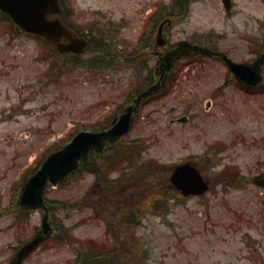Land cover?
<instances>
[{"label": "rangeland", "instance_id": "1", "mask_svg": "<svg viewBox=\"0 0 264 264\" xmlns=\"http://www.w3.org/2000/svg\"><path fill=\"white\" fill-rule=\"evenodd\" d=\"M67 1L75 30L103 18L123 19L118 42L129 49L138 43L153 6L161 3L166 11L171 4ZM232 1L226 12L220 0H191L184 15L166 27V39L198 41L208 34L233 61L252 60L253 50L264 47V0ZM149 65L155 66L153 60ZM137 67L134 58L118 71L79 68L51 43L23 34L0 16V264L40 228V210L10 213L26 171L74 130H88L123 108L125 97L140 85ZM172 75L165 90L139 107L123 138L141 144L137 162L126 164L123 173L107 174L124 177V183L96 184L97 175L82 171L49 187V201L87 197L94 206L53 212L52 237L24 264H69L90 241L112 246L107 223L115 227L118 248L121 242L130 251L129 264H264V83L245 90L234 84L223 63L206 57L179 60ZM183 117L186 122L175 121ZM187 161L210 181L206 194L182 197L169 186L173 167ZM234 173L248 182L232 181ZM156 194L163 197L161 213L151 206ZM126 211L131 218L126 215L118 226ZM59 224L69 229V244L54 238Z\"/></svg>", "mask_w": 264, "mask_h": 264}, {"label": "water", "instance_id": "2", "mask_svg": "<svg viewBox=\"0 0 264 264\" xmlns=\"http://www.w3.org/2000/svg\"><path fill=\"white\" fill-rule=\"evenodd\" d=\"M221 1L226 10L231 8V0ZM0 11L8 15L23 32L54 42L59 52L80 54L86 47V41L72 37L57 18H48L49 15L60 13L58 0H0ZM163 24L164 22L161 23L156 36V48L160 49L156 53L159 58V64L155 69L159 77L158 81L140 92L133 99V103L125 107L123 113L112 122L108 129L98 132L79 131L74 134L62 148L48 154L38 169L20 187L16 201L21 209H42L43 214L38 232L18 249L9 264H22L23 259L51 235L48 208L43 197L46 187L63 183L68 175L79 168L80 162L87 159L91 151L100 153L106 144H113L127 134L133 124L134 113L139 102L160 90L164 85L167 72L177 59L190 55H215L225 63L239 83L255 86L261 82L264 53L252 62L237 63L221 52H214L184 40L168 45L162 38ZM62 38H66L68 43L62 44L60 42ZM177 121L185 122V119ZM169 182L184 196H200L209 189L208 182L190 162L176 165L169 176Z\"/></svg>", "mask_w": 264, "mask_h": 264}, {"label": "trees", "instance_id": "3", "mask_svg": "<svg viewBox=\"0 0 264 264\" xmlns=\"http://www.w3.org/2000/svg\"><path fill=\"white\" fill-rule=\"evenodd\" d=\"M187 5L188 0H171L170 7H166V11L162 10L161 5H157L156 10L149 16V19L146 23L147 26L152 27L155 24H157L159 21L163 20L165 17L170 16L172 18L182 17L184 13L187 11ZM168 8V9H167ZM165 12H169L168 15H164ZM0 16H4L0 13ZM120 27V26H118ZM115 27V28H118ZM121 28V27H120ZM116 34L115 31L113 33V36H111V39H109V36L104 32L102 35H100V38L92 36L90 34V41L88 44V48L86 52L89 54L90 57L87 59V61L80 59L77 56H71L69 58V63H71L74 66L80 67V68H88V69H101V68H120L127 64L128 61L134 60V58H137V53L134 50L130 51H124L121 49H118L116 46V43L113 41L116 40ZM211 37L210 35L205 36V38L208 40V38ZM204 41V40H203ZM209 41V40H208ZM207 44L208 42L205 41ZM262 45H259L258 48L255 50L257 53L264 51V47ZM212 48V47H211ZM215 49V48H212ZM138 60V58H137ZM139 61V60H138ZM122 65V66H120ZM51 67L53 68L54 65L52 64ZM61 70V68L55 69ZM64 70V69H63ZM63 73L60 71L59 74L62 76ZM142 90L141 87L136 88V92H139ZM130 99V98H129ZM115 117V115H106L101 120L98 121L95 124L93 123L92 129L93 130H102L108 127L109 123L112 121V119ZM75 131H73L74 133ZM71 135V133H70ZM65 139H61L59 144L52 148L48 149L47 152L49 153L53 150H56L60 148L63 144H65L69 137ZM141 147L139 140H130V141H124L123 139H120L118 142H116L113 145H107L104 151L101 154H95L90 153L87 160L83 161L80 165V169L74 172L71 176H75L78 172L86 171L89 173H94L96 176V184L99 182H103V180L106 181V184H114L116 183H124V177L122 178H115V179H109L107 177L108 173L119 171L124 172L126 164H134V162H137L135 159L137 156L140 155L138 153V148ZM142 150V149H141ZM139 150V151H141ZM212 150V147L209 149ZM208 150V151H209ZM211 154V152H208ZM45 157V155H44ZM44 157L40 161H34V165L28 169L26 172V177L33 173L38 165L42 162ZM122 172V173H123ZM25 177V178H26ZM239 184L242 185L246 182H248L245 177H241L239 179ZM111 182V183H110ZM106 187L108 188V186ZM115 187H120L118 184L115 185ZM93 189V188H92ZM109 193L112 195L115 194V192H112L109 188ZM118 192H116V195ZM89 196V195H87ZM153 201L151 206L154 208H158L155 210L154 213H161L160 207H161V201H159L161 198H163L161 195L156 194L153 197ZM92 200V199H91ZM46 205L49 208V213L53 215V212L56 210H64L66 212H70L72 210H79L86 207H92L94 206L87 197L81 198L76 200L73 203L67 202V201H58V200H48L45 198ZM159 201V202H158ZM148 200L144 204H147ZM128 210V209H127ZM136 210L140 211V208H136ZM130 211H126L123 215V217L119 220V225H122L124 222V219L128 216ZM127 215V216H126ZM128 218H131L128 216ZM60 232L54 234V238L56 241L61 243H70L69 242V229L62 224H59ZM56 229V228H55ZM107 232L109 233L112 231V239L114 242H112V246H108L98 243L96 244L93 241H90L86 245H83L81 248V252L76 256V258L72 261H70L69 264H129L128 263V255L130 251L126 247L122 245V243H119V248L117 245L118 237L114 234L115 227L111 226L110 223L106 224Z\"/></svg>", "mask_w": 264, "mask_h": 264}, {"label": "flooded vegetation", "instance_id": "4", "mask_svg": "<svg viewBox=\"0 0 264 264\" xmlns=\"http://www.w3.org/2000/svg\"><path fill=\"white\" fill-rule=\"evenodd\" d=\"M61 7H62L61 16H63L64 24H68L67 22H68L69 17L71 16V9L69 8L66 0H62V6ZM99 20L102 22L107 21L106 18L99 19ZM166 27L167 26L163 27V36L164 37H166V34H165ZM97 29L100 31H106L109 34L112 31V26H111V23L108 25H104L103 27L94 26L93 30H97ZM85 32H87V31H85ZM92 32H95V31H92ZM94 34L95 33H92V35H94ZM87 38L88 37H86V39ZM63 42L65 43L66 40L64 39ZM154 45H155L154 44V38H152V37L149 39L143 38L142 42L139 45V51L137 53L141 57V62H142V66L140 67V70L138 71L137 75L139 78L144 80L143 83L145 85H150V84H153L157 81V77L155 76V73H154V67L156 66L158 60H157V57L155 56L156 50L154 48ZM152 60L155 63V66L153 68L149 65V62ZM11 206H13V205H11ZM10 213L14 214V212H12V211H10Z\"/></svg>", "mask_w": 264, "mask_h": 264}]
</instances>
